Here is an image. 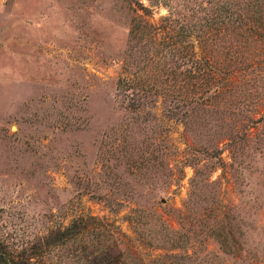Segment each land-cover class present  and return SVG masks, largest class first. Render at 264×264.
Masks as SVG:
<instances>
[{"label": "rangeland", "instance_id": "obj_1", "mask_svg": "<svg viewBox=\"0 0 264 264\" xmlns=\"http://www.w3.org/2000/svg\"><path fill=\"white\" fill-rule=\"evenodd\" d=\"M9 264H264V0H0Z\"/></svg>", "mask_w": 264, "mask_h": 264}, {"label": "trees", "instance_id": "obj_2", "mask_svg": "<svg viewBox=\"0 0 264 264\" xmlns=\"http://www.w3.org/2000/svg\"><path fill=\"white\" fill-rule=\"evenodd\" d=\"M0 264H9L6 256L0 251Z\"/></svg>", "mask_w": 264, "mask_h": 264}]
</instances>
